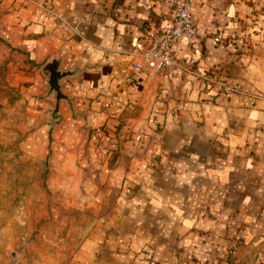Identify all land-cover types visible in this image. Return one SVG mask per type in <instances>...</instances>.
Segmentation results:
<instances>
[{
  "label": "crops",
  "instance_id": "crops-1",
  "mask_svg": "<svg viewBox=\"0 0 264 264\" xmlns=\"http://www.w3.org/2000/svg\"><path fill=\"white\" fill-rule=\"evenodd\" d=\"M239 1L191 0L196 33L176 41L179 65L150 74L130 52L170 27L166 3L0 0L10 50L42 65L57 58L71 72L61 83L77 123L62 104V126L78 135L84 121L106 124L114 135L124 120L150 151V160L128 162L120 216L69 264H264V38L231 48L242 40L234 17L251 9ZM30 79L44 90L38 73ZM120 170L110 175L116 186Z\"/></svg>",
  "mask_w": 264,
  "mask_h": 264
},
{
  "label": "rangeland",
  "instance_id": "rangeland-1",
  "mask_svg": "<svg viewBox=\"0 0 264 264\" xmlns=\"http://www.w3.org/2000/svg\"><path fill=\"white\" fill-rule=\"evenodd\" d=\"M239 2L251 8L246 18L233 20L242 40L230 46L242 52L258 44L256 35L264 38V5ZM44 65L10 50L0 38V264H69L88 238L106 231L120 216L125 206L121 198L131 188L128 162L151 159L124 120L114 135L106 124L86 121L83 133L71 134L67 126L69 136L63 135L62 104L74 123L78 113L61 82L64 98L57 100L50 91ZM35 72L42 78L43 91L30 88ZM213 82L238 92L218 77ZM118 166L124 176L116 186L110 175Z\"/></svg>",
  "mask_w": 264,
  "mask_h": 264
},
{
  "label": "built area",
  "instance_id": "built-area-1",
  "mask_svg": "<svg viewBox=\"0 0 264 264\" xmlns=\"http://www.w3.org/2000/svg\"><path fill=\"white\" fill-rule=\"evenodd\" d=\"M157 1L170 6L172 10L170 27L164 33L148 35L142 46L134 47L130 52L132 66L144 69L150 74H158L178 66L179 63L174 55L176 41L191 38L196 33L191 16V0Z\"/></svg>",
  "mask_w": 264,
  "mask_h": 264
},
{
  "label": "water",
  "instance_id": "water-1",
  "mask_svg": "<svg viewBox=\"0 0 264 264\" xmlns=\"http://www.w3.org/2000/svg\"><path fill=\"white\" fill-rule=\"evenodd\" d=\"M59 67L60 61L57 58L52 59L43 66V71L48 74L49 89L55 92L57 100L64 98V95L61 93V80L71 73L63 71Z\"/></svg>",
  "mask_w": 264,
  "mask_h": 264
}]
</instances>
